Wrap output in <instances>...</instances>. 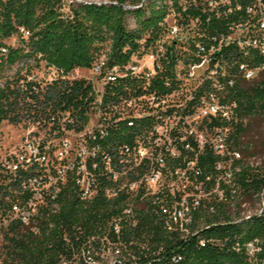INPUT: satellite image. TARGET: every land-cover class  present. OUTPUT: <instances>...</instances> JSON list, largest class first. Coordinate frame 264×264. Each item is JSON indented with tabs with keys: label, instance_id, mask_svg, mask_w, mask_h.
<instances>
[{
	"label": "built area",
	"instance_id": "obj_1",
	"mask_svg": "<svg viewBox=\"0 0 264 264\" xmlns=\"http://www.w3.org/2000/svg\"><path fill=\"white\" fill-rule=\"evenodd\" d=\"M168 2L165 30L149 53L122 66H109L103 55L89 68L66 72L40 62L30 71L27 81L39 89L77 81L89 87L86 120L73 110L47 111L22 123L16 144L0 146V187H8L3 244L14 222L33 234L61 228L45 212H59L57 198L70 182L80 202L117 204L93 231L72 224L70 233L58 232L67 246L58 264H180L181 253L152 250V236L133 230L152 227L153 215L168 240L186 243L209 227L194 220L196 212L213 214L239 191L236 177L247 165L238 162L232 135L246 118L239 117L235 88L264 73V0H176L178 8ZM205 152L217 158L206 175L199 166ZM215 187L222 197L206 203L202 196ZM233 249L248 264H264L258 239Z\"/></svg>",
	"mask_w": 264,
	"mask_h": 264
},
{
	"label": "trees",
	"instance_id": "obj_2",
	"mask_svg": "<svg viewBox=\"0 0 264 264\" xmlns=\"http://www.w3.org/2000/svg\"><path fill=\"white\" fill-rule=\"evenodd\" d=\"M68 1L0 0V80H4L0 87V126L2 123L19 125L30 119L37 121L47 111L73 110L80 121H85L87 102L84 99L89 87L77 81L39 89L34 82L27 81L30 71L40 62L66 72L89 68L103 55L109 66H122L133 56L149 53L152 43L165 30L168 0H110L104 4H69ZM175 1L172 0L173 6L178 8ZM127 3L133 6L126 7ZM188 13L194 14V11ZM129 16L135 22L131 29L127 25ZM22 29L29 33L27 38L23 37ZM12 38L18 39L17 47L7 44ZM235 90L240 119L264 113V80L243 83ZM244 131L241 125L234 131L232 136L236 142ZM216 160L209 152L199 157L204 175L211 172ZM236 182L239 191L248 195L263 193L264 198V173L244 166ZM7 188L0 187V210L7 204L6 193L2 192ZM57 203L60 207L57 214L45 213L50 221L62 223V227L47 230L43 226L38 234H33L20 223H11L4 234L6 243L2 245L0 264H58V255L67 248L57 241L58 232L70 233L72 224H80L86 232L93 231L91 224L99 216L110 213V207L117 201L98 197L93 202H80L75 187L68 182ZM224 205L222 202L216 205L213 214L207 211L194 214L195 221L202 217L209 226L197 236L205 241L203 246L198 245L197 237L186 243L171 242L153 215L152 227L133 232L152 236L149 242L152 250L161 247L164 254L172 250L181 253L180 264H248L245 253L235 251L233 246L238 243L242 247L254 239L260 241V255L264 256V212L250 215L247 220L231 219Z\"/></svg>",
	"mask_w": 264,
	"mask_h": 264
},
{
	"label": "rangeland",
	"instance_id": "obj_3",
	"mask_svg": "<svg viewBox=\"0 0 264 264\" xmlns=\"http://www.w3.org/2000/svg\"><path fill=\"white\" fill-rule=\"evenodd\" d=\"M86 3L103 4L108 3L110 0H80ZM145 0H143L144 2ZM131 3H127L126 7H132ZM128 27L134 28L135 22L133 16L127 18ZM7 44L12 47L18 46V39L12 38L7 41ZM84 69H80L83 71ZM85 75H89V72H85ZM264 80V73L261 74L253 82L257 83ZM252 82V83H253ZM251 83V84H252ZM250 84V83H249ZM244 133L235 140L234 148L235 151L239 152L240 159L238 162L247 165L252 169L264 173V113L256 114L246 118ZM23 124L10 125L2 123L0 126V146L2 149L16 144L23 134ZM223 192L216 190L215 188L210 189V193L202 196V199L208 203L217 202L222 197ZM225 208L228 211L231 219H237L238 217L250 216L253 214H259L264 212V198L263 193L248 195L242 191H237L236 194L230 199L229 202H224ZM206 205V204H205ZM209 214V213H208ZM203 221V220H202ZM2 236L0 235V252L2 251Z\"/></svg>",
	"mask_w": 264,
	"mask_h": 264
},
{
	"label": "water",
	"instance_id": "obj_4",
	"mask_svg": "<svg viewBox=\"0 0 264 264\" xmlns=\"http://www.w3.org/2000/svg\"><path fill=\"white\" fill-rule=\"evenodd\" d=\"M81 2V1H80ZM96 4V3H95ZM104 4V3H103Z\"/></svg>",
	"mask_w": 264,
	"mask_h": 264
}]
</instances>
